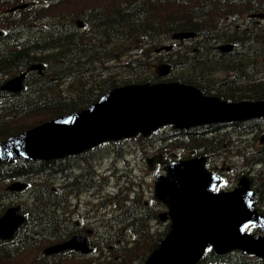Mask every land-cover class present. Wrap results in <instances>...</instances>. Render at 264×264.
Wrapping results in <instances>:
<instances>
[{
    "label": "trees",
    "instance_id": "1",
    "mask_svg": "<svg viewBox=\"0 0 264 264\" xmlns=\"http://www.w3.org/2000/svg\"><path fill=\"white\" fill-rule=\"evenodd\" d=\"M20 1L0 0V13ZM79 1L81 5L76 6L77 0H57V14L52 15L48 14L46 4L27 17L21 16L20 12L7 17L0 14V24L6 30L0 36V84L33 63L43 64L41 73L27 74L20 94L0 90V139L60 113L85 107L113 86L126 83L125 80L118 82L111 69L117 62L132 71L135 82L157 80L154 67L165 58L176 70L172 77L195 83L205 91L214 90L228 99L264 97V25L253 23L254 18L250 17L253 12H264V0ZM84 4L87 9L82 10ZM46 15L49 17L44 21ZM78 18L84 19L85 28L76 27ZM178 30H193L198 38L190 44H176L180 47L165 54L162 52L164 55L155 54V49ZM223 41L234 43L240 49L221 53L215 44ZM230 73L235 75L229 76ZM262 121V118L243 121L235 125V132H259ZM167 133L169 131L165 129L162 137L171 135ZM202 140L190 135V143L196 147L205 145ZM215 144L216 140L215 143L208 142L206 149L212 150ZM258 159L263 161V151ZM69 161L77 164L79 159ZM37 164L17 162L0 167V179L7 175H39L42 179L38 183L41 188L39 200L44 202H37V207H46V201H53L56 196L48 186H55L52 177L57 175V160L44 163L48 166L46 171ZM61 167L63 172L71 174L68 166ZM87 174L91 172L85 170L77 176L89 179ZM256 178L259 187L264 188V175ZM263 194L264 191L260 192L261 197ZM3 206L5 204L0 200V211ZM127 210L129 213L123 221L139 232L132 240L134 244L124 250L117 248L118 256L108 264H130L132 256L140 251L144 255L152 241L148 229L137 221L142 219L145 211L138 203ZM38 217L40 214L36 215ZM8 257V252H1L0 264H6ZM195 264L263 262L238 250L218 255L208 248Z\"/></svg>",
    "mask_w": 264,
    "mask_h": 264
},
{
    "label": "water",
    "instance_id": "2",
    "mask_svg": "<svg viewBox=\"0 0 264 264\" xmlns=\"http://www.w3.org/2000/svg\"><path fill=\"white\" fill-rule=\"evenodd\" d=\"M258 15V14H257ZM81 25V23H80ZM194 32H177L183 39ZM230 44L219 48L227 51ZM168 46H162L159 49ZM40 68L32 65L30 69ZM163 65L160 74L167 73ZM25 71L6 80L1 88L19 91ZM264 115V100L227 102L204 95L193 85L178 81L130 83L112 88L88 107L51 118L41 124L0 140V163L13 158L54 159L79 153L104 141L147 135L165 124L183 129L194 125L236 121ZM149 158L148 163L151 167ZM164 174H157L154 195L167 206L159 214L170 218L169 231L150 248L144 264H194L211 245L219 253L241 250L264 260V218L253 207L248 179L240 177L238 186L229 191H213L219 178L204 167L205 157L184 160L158 159ZM13 184L11 189H21ZM18 206L10 207L0 217V236L9 237L22 216ZM256 223L262 232L253 235L245 228ZM67 248L89 252L84 237L48 246L45 253Z\"/></svg>",
    "mask_w": 264,
    "mask_h": 264
},
{
    "label": "flooded vegetation",
    "instance_id": "3",
    "mask_svg": "<svg viewBox=\"0 0 264 264\" xmlns=\"http://www.w3.org/2000/svg\"><path fill=\"white\" fill-rule=\"evenodd\" d=\"M164 154L166 157H169L168 150ZM86 155L88 156V153ZM77 157H82V155H78ZM72 158L74 159L75 156L58 159L57 164L59 166H63L64 161ZM213 168L218 173H222L220 171L223 166L214 165ZM120 177L129 179L127 174H122ZM78 180L79 179L76 180V178L73 177V182L69 185L71 188L69 186H60V189H62L61 192H57L55 200L47 201L46 207H37V204L30 203L29 191L22 194L23 197L28 199L19 203V210L24 214L25 222L17 226L11 239L17 235L30 234L36 242L35 247L43 249L47 239H53L57 242V240H64L74 234H79L84 236L88 242L93 244V246H96V249L98 250V241H104L109 237V223L105 219L109 212L99 214V212L104 209H100L101 205L94 204L93 199L88 200V198L83 199L79 197V192L83 189V187L88 186L91 181L89 180L85 186H82V182H78ZM146 187L149 186L146 185ZM138 190L140 191V189ZM103 194L106 193L105 190L102 189L100 193L98 192L93 196H95L99 202H103ZM128 194L129 191L124 189L123 195L121 196V201H123V203L131 200V197ZM257 202L264 208V201ZM136 203L137 202L133 200L132 207H134ZM139 207L145 211L143 214H146L148 217H152L153 221L156 220L158 205L157 201H155L152 197L144 199L142 204H139ZM37 214H40V217L36 218ZM100 227L102 228L101 232L99 231ZM39 231L41 233H39ZM102 245H104V242H102ZM105 246L108 248V243L105 244Z\"/></svg>",
    "mask_w": 264,
    "mask_h": 264
},
{
    "label": "rangeland",
    "instance_id": "4",
    "mask_svg": "<svg viewBox=\"0 0 264 264\" xmlns=\"http://www.w3.org/2000/svg\"><path fill=\"white\" fill-rule=\"evenodd\" d=\"M37 1H39V0H37ZM96 4H98V3H96ZM80 5H81V1L77 0L76 6H80ZM22 11H24V13L32 12L31 10L29 11V9H27V8L23 9ZM56 11H57V4H55V6H53V7H51L50 10L47 11V12H48V14L52 15V14H55ZM32 13H34V12H32ZM111 69L115 72V77L117 78L118 82H121L122 80H125L126 82H132L133 81L134 74L132 73V71L124 69V67L120 64V62L113 63ZM154 69H155V67H154ZM157 136H159V135H157ZM123 145H124L125 148H128L131 145H133V142L132 141H126V142H123ZM142 149L143 148L139 147V149L136 150L135 153L133 152V154L131 156L128 155L129 159L131 160L130 161V168H129L130 171L129 172H132L133 175L137 176L140 179L143 178L144 182H149V184H150V181H152L153 173L146 166V163H145V161L143 159L144 155H143V153L141 151ZM104 151H105V149H102V150L98 149V150L94 151L93 154L95 156H97V155H100L101 153H104ZM129 151H134V149H132V147H130V148H128L126 150V152H129ZM184 151L188 152L189 149H184V150L179 149L178 151L175 150L174 152L177 154V156H179V155H182L184 153ZM223 160L226 161L225 164H230L231 166H234V168H236L237 171H239V172L244 170L243 168H241L242 162H241L240 158L238 156L234 155V153H232V152L220 153V154H217L213 158V162H215L217 164L220 163ZM229 160L232 161L233 163H230ZM110 162H111L110 160L108 161L107 159H105L103 161V164L107 168L108 165L110 164ZM99 163H101V160H100ZM119 166H120L119 168H122L123 164L120 163ZM103 168L104 167L100 168L99 171H101ZM109 175H110V173H109ZM230 176L231 175L228 173L227 174V178H229ZM112 179L110 180V181H112L111 183H113V181H114ZM105 188H107V187H105ZM146 194H148V192ZM132 237H133V233H128L127 232L128 241H132L131 240ZM124 238H125V236H124ZM113 242L114 241L112 240L111 243H113ZM125 244H129V242L128 243H123L122 241L120 242V246H122V247H124ZM133 244H134V242H131L130 246L133 245ZM140 246H142V245H140ZM141 255H142V251H140L138 253V255L132 256L130 264H143V259H144L146 254L142 255V256ZM111 257L112 256H110V258ZM89 258L94 260L96 257L95 256H90ZM27 259H28V254H21V255H19L17 257L16 261H17V263H20V262L26 261ZM72 264H85V262H84V260H81L79 262H75L74 261V262H72ZM96 264H98V263H96Z\"/></svg>",
    "mask_w": 264,
    "mask_h": 264
},
{
    "label": "bare ground",
    "instance_id": "5",
    "mask_svg": "<svg viewBox=\"0 0 264 264\" xmlns=\"http://www.w3.org/2000/svg\"><path fill=\"white\" fill-rule=\"evenodd\" d=\"M173 34V33H172ZM172 34H171V36H172ZM171 36H170V38H171Z\"/></svg>",
    "mask_w": 264,
    "mask_h": 264
}]
</instances>
